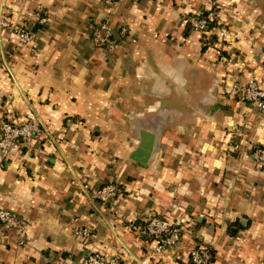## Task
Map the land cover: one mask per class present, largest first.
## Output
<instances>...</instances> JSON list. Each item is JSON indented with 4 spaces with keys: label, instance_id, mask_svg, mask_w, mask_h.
<instances>
[{
    "label": "crops",
    "instance_id": "1",
    "mask_svg": "<svg viewBox=\"0 0 264 264\" xmlns=\"http://www.w3.org/2000/svg\"><path fill=\"white\" fill-rule=\"evenodd\" d=\"M217 5L225 39L190 28L202 0H0V18L36 37L35 51L15 49L0 27V120L47 129L0 156V209L25 224L19 243L0 223V264H79L85 246L119 251L121 264H192L196 245L212 250L210 264H264V166L250 157L264 147V112L232 94L248 78L264 90V0ZM104 19L113 49L90 39ZM85 181L116 183L117 196L100 204ZM144 213L183 222L174 249L153 255L156 241L130 231Z\"/></svg>",
    "mask_w": 264,
    "mask_h": 264
},
{
    "label": "built area",
    "instance_id": "2",
    "mask_svg": "<svg viewBox=\"0 0 264 264\" xmlns=\"http://www.w3.org/2000/svg\"><path fill=\"white\" fill-rule=\"evenodd\" d=\"M112 4L118 0H103ZM203 6L194 14L188 15L190 28L193 31L203 33L210 29L212 23L218 37L225 39L229 37V31L219 24L220 14L218 11L217 0H202ZM41 23L46 22V18L40 19ZM0 27L6 32V40L12 47L30 46L35 51V34L22 22L11 24L4 18H0ZM124 28H120L121 35L125 33ZM232 37L238 38L237 34ZM90 39L97 47L113 49L116 46L115 31L110 26L107 19L98 21L90 31ZM232 94L236 95L241 101L249 103L256 109L264 112V90L258 85L254 78H248L239 90ZM240 129H235L232 138L237 140ZM47 129L34 119H26L22 122H11L0 120V156L6 157L13 152L16 145L31 146L34 142L42 139ZM250 157L258 166H264V147L254 146L250 150ZM81 189L86 192L91 199L100 204H107L115 199L118 192L116 183L94 185L89 181L81 184ZM76 231L82 238L90 237L89 227L80 222V217L74 218ZM0 223L15 230L19 234V243L24 242L25 224L21 218L13 211L0 209ZM182 221L171 219L167 216L155 213H144L140 219L131 220L128 228L138 238L143 241H156L153 248V255H162L168 250H172L180 242L182 237ZM189 259L192 264H210L211 252L207 246L196 245L189 250ZM79 264H121L119 251L109 254L96 247L85 246L79 255ZM145 264V261H141ZM48 264H60L57 260L50 259Z\"/></svg>",
    "mask_w": 264,
    "mask_h": 264
},
{
    "label": "water",
    "instance_id": "3",
    "mask_svg": "<svg viewBox=\"0 0 264 264\" xmlns=\"http://www.w3.org/2000/svg\"><path fill=\"white\" fill-rule=\"evenodd\" d=\"M151 151L150 143L144 141L141 145L133 152L132 158L140 164H145Z\"/></svg>",
    "mask_w": 264,
    "mask_h": 264
},
{
    "label": "clouds",
    "instance_id": "4",
    "mask_svg": "<svg viewBox=\"0 0 264 264\" xmlns=\"http://www.w3.org/2000/svg\"><path fill=\"white\" fill-rule=\"evenodd\" d=\"M165 71L167 72V80L171 81L172 84H174L175 86L179 87L180 84L182 83V78L178 75V70L168 67L165 69Z\"/></svg>",
    "mask_w": 264,
    "mask_h": 264
},
{
    "label": "trees",
    "instance_id": "5",
    "mask_svg": "<svg viewBox=\"0 0 264 264\" xmlns=\"http://www.w3.org/2000/svg\"><path fill=\"white\" fill-rule=\"evenodd\" d=\"M213 24H214V23L211 24L210 28L213 26ZM207 248H208V250H209L210 252H212V250H211L209 247H207ZM211 262H212V256H211L210 263H211Z\"/></svg>",
    "mask_w": 264,
    "mask_h": 264
}]
</instances>
